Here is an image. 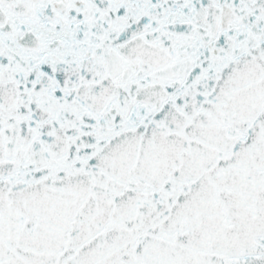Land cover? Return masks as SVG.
<instances>
[{
  "label": "snow or ice",
  "instance_id": "snow-or-ice-1",
  "mask_svg": "<svg viewBox=\"0 0 264 264\" xmlns=\"http://www.w3.org/2000/svg\"><path fill=\"white\" fill-rule=\"evenodd\" d=\"M0 264H264V0H0Z\"/></svg>",
  "mask_w": 264,
  "mask_h": 264
}]
</instances>
